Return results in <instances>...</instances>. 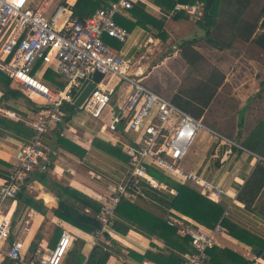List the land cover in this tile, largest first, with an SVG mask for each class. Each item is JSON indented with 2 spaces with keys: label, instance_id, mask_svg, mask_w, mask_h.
<instances>
[{
  "label": "crops",
  "instance_id": "obj_1",
  "mask_svg": "<svg viewBox=\"0 0 264 264\" xmlns=\"http://www.w3.org/2000/svg\"><path fill=\"white\" fill-rule=\"evenodd\" d=\"M75 1L59 0V3L65 4L73 13L72 6ZM172 2L176 4L179 0H135L131 9L119 14L116 18L117 22L128 30L127 39L122 42L106 36L105 41L117 49L121 57L130 63V71L136 79L142 78L144 84L172 101L180 91H186L183 94L184 97L188 95L200 70L199 66L190 65L181 56L180 44L183 41L198 37L193 46L202 55L203 52L197 45L199 43L203 44L204 50L213 48L222 53H227L235 45L252 46L254 52L251 57V65L256 67V77L254 78L252 75L251 81H242L240 84L236 81L234 85L236 88L241 85V90L236 91L240 95L239 103H241L235 126L237 136L232 137L226 132L213 129L204 122L209 128L218 131L227 138L235 139L230 138L236 143H230L206 129H201L187 155L179 162L178 166L181 170L192 172L222 188L220 195H213L211 191L202 190V186L194 181H186L192 188L222 204L226 209L224 215L230 221L264 240V187L251 206L245 205L238 199V194L253 169L260 162H264L257 156L264 157V153H259L243 144L245 139L252 133L255 134L257 127L264 122V116L249 117L251 116L249 110L255 108L256 105L261 109L264 105V62H260L254 56L257 54L264 59V49L254 42V39L264 31V28L259 24L251 37L249 34L242 35L234 31L236 32L235 39L231 45L228 48L218 49L203 38L204 32L197 24H191V30H187L186 25L190 18L171 15ZM73 16L75 15L73 14ZM240 20H247L245 13L240 16ZM57 25L61 26L62 23H57ZM230 33L228 29L222 31L225 36ZM248 37L249 39H247ZM239 60H241L240 68L243 73L247 70L243 54ZM216 67L223 73L226 71L220 66ZM37 68L40 70L39 74L43 72L44 81L51 86L61 85L45 78L44 74L48 69L50 73L54 74L55 80L64 85V79L53 66L39 63ZM224 75V80L218 86L210 105L201 117L203 121H210L209 123L212 124V119L207 113L212 104L219 101L221 109L216 114L222 121L219 123L221 126L224 124V119H227L223 104L227 102V97L232 95H222V89L227 85V73ZM8 79L9 81L6 82V79L0 75V108L16 112L20 119L7 116L0 111V183L8 178L13 164L16 163L15 156L18 148L31 141L33 137L31 123L47 114L41 96L10 78ZM111 84L116 85L117 93L113 96L110 106L105 110L101 120L90 116L82 106L84 101L81 105H77L75 98V100L67 101L64 104V108L67 110L66 117L43 137L47 159L50 162V174L103 203L108 200L107 197L117 186L127 183L124 197L167 222L176 220L174 224L171 225L169 222L168 224L175 226L180 235L188 236L185 232L187 228H202L203 226L192 218L180 214L164 202L163 197L168 190L153 187L149 182L138 177H133L127 182L130 167L124 148L129 144L137 145L144 132L142 130L130 132L128 123L133 111L129 108L121 109L131 89L130 85L121 82L118 78H114ZM115 114L121 116V120L117 124L116 130L110 131L106 125L110 123ZM241 119L242 124H240ZM259 119L260 121H258ZM255 122L257 123L255 124ZM102 142L117 147L123 156L106 151L99 145ZM163 174L167 173L163 172ZM169 175L172 176V174ZM26 191L41 200L49 210L44 214L30 205L23 197L17 196L16 203L12 208V232L7 241L0 243V264H17L7 256V249L14 238L20 237L24 241L25 254L29 258L32 254L29 247L33 241L37 244L35 254H40L46 249L54 247L64 232H70L72 236L64 264H86L96 245L109 252L110 257L106 264H158L147 257L144 260L138 257L145 255L147 250L165 254L172 252L183 258L187 254L183 249L162 239L145 224L121 214H116L104 235L97 238L95 233H87L55 216L53 209L58 205L57 199L40 181L30 180L26 184ZM25 220L28 221L27 226H29L26 231L23 230ZM115 222L122 224V231L114 227ZM57 229H61L59 237L55 233ZM203 229L211 231L205 227ZM214 237L215 247L231 248L249 258L255 257L252 246L235 238L229 232L217 233ZM130 250L135 254H131ZM254 264H264V259L257 257Z\"/></svg>",
  "mask_w": 264,
  "mask_h": 264
},
{
  "label": "built area",
  "instance_id": "obj_2",
  "mask_svg": "<svg viewBox=\"0 0 264 264\" xmlns=\"http://www.w3.org/2000/svg\"><path fill=\"white\" fill-rule=\"evenodd\" d=\"M33 1L0 0V71L41 96L47 109L44 117L31 123L34 130L31 141L18 148L16 163L8 178L0 183V243L7 241L12 232V208L25 178L34 172L49 169L43 137L63 121L67 115L64 104L75 100L80 87L96 72H101L103 78L86 97L83 108L92 118L101 120L117 93V87L111 81L118 78L131 88L121 106L122 110L129 108L133 111L128 130L144 132L137 145L129 144L124 148L130 167L127 182L133 177L143 178L153 187L176 194L174 188L159 181L149 171L152 167L172 174L182 182L192 180L202 186V190L220 195L222 188L192 172L181 170L178 165L201 129L230 143L236 142L209 128L201 118L186 112L170 98L136 79L130 71V63L105 41L106 36L122 42L127 39L128 30L116 18L131 9L135 0H115L108 7L97 8L83 20L73 16L72 11L59 0L57 4L56 0H41L37 6H34ZM202 10L200 0L194 3L177 2L171 15L184 12L192 19L199 20ZM57 23L62 25L58 26ZM39 63L53 66L64 79V85L53 87L44 81L43 72L39 74L37 68ZM0 111L20 119L10 109L0 108ZM120 120L121 116L113 115L106 128L115 131ZM168 125H172L170 134L161 143L162 134ZM257 156L264 161V157ZM126 184L122 183L114 189L97 214L102 223V227L94 232L97 238L104 235L117 214L116 208L126 191ZM175 221L168 222L172 225ZM27 222L25 220L23 225L25 231L29 228ZM185 232L194 250L184 256L182 264H209V250L216 245L214 235L228 230L223 224L217 223L211 231L189 227ZM71 242L70 232H64L52 249L27 258L24 241L16 237L7 249V256L17 264H64Z\"/></svg>",
  "mask_w": 264,
  "mask_h": 264
},
{
  "label": "trees",
  "instance_id": "obj_3",
  "mask_svg": "<svg viewBox=\"0 0 264 264\" xmlns=\"http://www.w3.org/2000/svg\"><path fill=\"white\" fill-rule=\"evenodd\" d=\"M113 1L115 0H76L72 6L73 14L83 20L91 15L97 8L108 7ZM195 1L196 0H179L181 3H194ZM200 1L203 8L202 17L201 19L196 20V23L204 32L203 38L213 47L218 49L228 48L234 41L236 32L242 35L249 34V37H251L257 28L256 22L240 20V16L250 9L253 0ZM172 3V8H174L175 4L174 2ZM181 16L191 18L184 12L176 13L174 17ZM261 27L264 28V19L261 23ZM225 29H228V32L231 33L229 35L226 34L225 36L222 34V31ZM249 37L247 39H249ZM197 39L198 37L183 41L180 44V54L190 65L204 67V56L193 46V43L197 41ZM254 42L264 49V31L254 39ZM49 71L50 70L48 69L45 72V78L50 79L53 83L63 86L62 83L55 80L54 74ZM208 71L200 72V77L194 82L187 96H183L186 91H180V93L176 94L173 99V102L177 106L197 118L203 116L206 108L210 105L218 86L225 78L224 73L217 67H212ZM0 75L6 79V82L9 81L1 71ZM240 124H242V119L240 120ZM171 128L172 125L166 127L162 134L163 140H161V143L166 140L170 134ZM261 131H264V122L257 127L255 134L252 133L251 136H248L245 139L243 144L259 153H264V132ZM99 145L112 154L123 156L117 147L112 146L109 143L102 142ZM149 171L159 180L165 181L170 188L176 190V194L169 191L165 192L163 200L169 207L175 209L182 215L192 218L195 222L209 230H211L217 223L223 224L228 229L229 234L253 247V253L256 258L262 257L264 259V240L230 221L224 215L226 209L222 204L203 195L189 186L187 182H182L169 174L165 175L163 172L152 168H150ZM30 180L40 181L42 185L55 196L58 202L57 207L53 209L55 216L87 233H94L96 229L102 227V223L97 218V214L102 208V205L104 204L103 202L54 178L50 174L49 169L43 172L37 171L25 178L18 196L23 197L30 205L34 206L44 214L47 213L49 208L45 206L41 200L36 199L32 194L30 195L26 191V184ZM263 187L264 162H260L256 165L245 184L242 186L238 194V199L245 205L251 206L257 199ZM116 211L117 214L124 215L129 219H134L136 222L138 221L141 224H145L146 227L153 230L162 239L169 241L171 244L183 249L187 253L193 252L194 249L190 243L189 236L180 235L175 226L169 225L166 220L153 215L130 201L124 197V194L120 198ZM114 227L122 231L121 223L115 222ZM55 233H57V237H59L61 235V229H57ZM29 250L32 253V256L30 255V257L36 255L37 244L34 241L30 245ZM130 252L131 254H135L134 251L130 250ZM209 254L211 256L209 264H254L256 260L255 257L249 258L231 248L214 247L209 250ZM109 257V252L96 245L86 264H106ZM138 257L142 260L147 257L156 261L158 264H182L184 260L182 256L172 252L165 254L161 252L155 253L152 252V250H147L145 255Z\"/></svg>",
  "mask_w": 264,
  "mask_h": 264
},
{
  "label": "rangeland",
  "instance_id": "obj_4",
  "mask_svg": "<svg viewBox=\"0 0 264 264\" xmlns=\"http://www.w3.org/2000/svg\"><path fill=\"white\" fill-rule=\"evenodd\" d=\"M57 1L58 0L55 1V4H57ZM40 2H41V0H34L33 4H34V6H37ZM263 6H264V0H253L251 2L250 9L245 13V17L247 18V20L256 22L257 26L259 24H261L263 19H264ZM191 24H193V25L197 24L196 20L191 19V18L189 19V22L186 25L187 30L188 29L191 30V27H192ZM197 45L200 47L201 52H203L205 61L203 62L204 67H200V70L197 74L198 76L195 80H197L200 77L201 71H208L212 67L220 66L223 69H226V71L224 73H227V75H226L227 85H225L223 87V89H222L223 94L222 95L228 94V96H229V94H232L230 97H227L228 98L227 102L225 104H223L224 109H225L224 114L227 117V119H224L223 126L219 125V123L222 121L220 119H218V115L216 114L221 109L219 101L214 102V104H212V106L209 108V111L207 113V115L210 116V118L212 119V124L209 123L210 121L209 122L204 121V122L207 123L213 129H217L218 131L226 132L230 136L236 137L237 135H236V127L235 126H236V121H237V112L239 110V107L241 106V103H239L240 95H238L236 91L241 90V85L237 88L234 87V85L236 84V81L239 82V84L242 83V81H246V82L251 81L250 78L252 77V75L254 78L256 77L255 76V68L256 67L255 66L252 67V65H251L252 64L251 63L252 62L251 57H253L252 53L254 52L252 49V46L249 47V46H246L245 44H243V46L242 45H235L233 48L229 49V51L227 53H222V52H218V50L217 51L214 50L213 48H208L207 50H204L202 48V46H203L202 43H199ZM209 50H211V51H209ZM241 54L244 55V63H247L245 66V68L247 69V70H245L246 73L245 72L242 73V70L240 68L241 60H239V58L241 57ZM254 56L260 62H264V59L260 55L254 54ZM225 63H226V66H225ZM140 80L142 83H145L142 78H140ZM236 95H238V97H236ZM249 96H251V95H249ZM256 106L253 109L250 108L251 110H249L250 111L249 114L251 116H249V117L257 118L259 115L264 116V105L261 109H259ZM253 121H255V120H253ZM258 121H260V119ZM256 123L257 122H255V124ZM231 139H233V138H231ZM233 140H235V139H233ZM159 181H163V180H159ZM163 182L165 183V181H163Z\"/></svg>",
  "mask_w": 264,
  "mask_h": 264
},
{
  "label": "water",
  "instance_id": "obj_5",
  "mask_svg": "<svg viewBox=\"0 0 264 264\" xmlns=\"http://www.w3.org/2000/svg\"><path fill=\"white\" fill-rule=\"evenodd\" d=\"M103 78V74L101 72H96L92 75V77L84 82V84L80 87L78 94L76 96V104L81 105V103L86 99L89 93L93 90L96 83L101 81Z\"/></svg>",
  "mask_w": 264,
  "mask_h": 264
}]
</instances>
